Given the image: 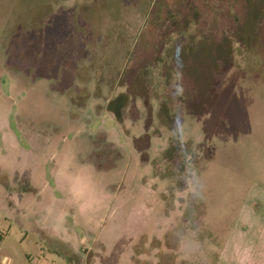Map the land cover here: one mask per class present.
<instances>
[{
    "label": "rangeland",
    "instance_id": "1",
    "mask_svg": "<svg viewBox=\"0 0 264 264\" xmlns=\"http://www.w3.org/2000/svg\"><path fill=\"white\" fill-rule=\"evenodd\" d=\"M0 234V264H264V0H0Z\"/></svg>",
    "mask_w": 264,
    "mask_h": 264
},
{
    "label": "crops",
    "instance_id": "2",
    "mask_svg": "<svg viewBox=\"0 0 264 264\" xmlns=\"http://www.w3.org/2000/svg\"><path fill=\"white\" fill-rule=\"evenodd\" d=\"M0 236H1V238L0 239H2V235L0 234ZM65 244V243H64Z\"/></svg>",
    "mask_w": 264,
    "mask_h": 264
},
{
    "label": "trees",
    "instance_id": "3",
    "mask_svg": "<svg viewBox=\"0 0 264 264\" xmlns=\"http://www.w3.org/2000/svg\"><path fill=\"white\" fill-rule=\"evenodd\" d=\"M117 157V156H116ZM0 238H1V236H0Z\"/></svg>",
    "mask_w": 264,
    "mask_h": 264
}]
</instances>
